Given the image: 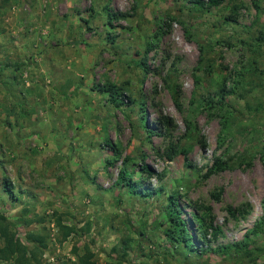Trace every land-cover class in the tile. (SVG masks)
Instances as JSON below:
<instances>
[{
	"label": "rangeland",
	"instance_id": "rangeland-1",
	"mask_svg": "<svg viewBox=\"0 0 264 264\" xmlns=\"http://www.w3.org/2000/svg\"><path fill=\"white\" fill-rule=\"evenodd\" d=\"M216 158L227 166L206 176ZM0 161V214L31 251L44 240L40 264L84 246L96 264H264V230L250 235L264 216V0H0ZM170 194L187 220L211 208L221 234L197 250L250 235V254L183 261L164 233Z\"/></svg>",
	"mask_w": 264,
	"mask_h": 264
},
{
	"label": "trees",
	"instance_id": "trees-1",
	"mask_svg": "<svg viewBox=\"0 0 264 264\" xmlns=\"http://www.w3.org/2000/svg\"><path fill=\"white\" fill-rule=\"evenodd\" d=\"M190 4L194 5V7L203 9H211L215 7H219L224 0H187ZM113 17L112 15L110 16ZM140 63L139 65H142ZM122 89L118 88L114 85H108L100 90L101 93L107 95L111 98V102H114L117 106L122 104V100L125 98L121 95L120 91ZM123 97V98H122ZM121 98V99H120ZM120 101L118 103L117 101ZM174 102L179 107L178 97L174 95ZM119 104V105H118ZM164 123V122H163ZM168 125V124H167ZM104 146L110 149L111 152L116 153V148L109 141L106 140L104 142ZM176 146H170V154L168 158H172L171 155L175 153ZM183 155L185 152L182 151ZM130 161V158H126L123 161V167L120 170L118 177V185L122 187H133L131 181L133 178V172L130 171L127 167V163ZM3 164V161H0V165ZM227 166L225 161H222L218 158L214 160V164L210 168V170L206 173V176H210L211 174L223 170ZM141 170L150 173L149 167L143 165ZM2 190L7 194L8 198L11 202H15L17 200L16 195H14L13 188L11 187V183L6 176H4L2 183ZM149 195V192H148ZM214 198L218 199L219 194ZM193 213L191 215V219L187 220L183 217V211L180 207L178 197L176 194H170L166 198L165 205V213L167 216V225L164 229L165 236L171 246H175L174 249L177 248L181 256L183 257V261L187 258L189 259V255L193 254L195 257H200L205 253L215 254L222 258H231L241 252L245 255H249L248 251L244 250L246 239L251 234H257V232L264 230V216L255 223L250 235L245 236L244 242H238L233 245L228 246H220L217 248H211L209 246L205 247L203 250H197L195 248V244L198 242L197 240H202L206 242V238L208 233H211L213 239H217L221 234V230L214 224V218L211 215L210 207H203L200 205L194 206ZM197 226L196 232L198 234V239L196 234L193 235L190 229V225L192 224ZM60 225V224H59ZM63 237L67 238L74 232V228L67 226H60ZM25 239L29 242L37 241V237L31 233H28ZM0 264L12 262L14 264H40V259L36 256L35 251L39 252L40 249L45 247V242L43 239L37 241L34 250L31 251L26 245L21 243V241L16 237L15 233L11 231L7 219L3 214H0ZM246 244V243H245ZM94 255L89 250L87 246H84V254L80 257H77L76 263H68V262H59L58 264H96L93 260ZM185 264L184 262H179ZM105 264H123L122 259H110Z\"/></svg>",
	"mask_w": 264,
	"mask_h": 264
},
{
	"label": "crops",
	"instance_id": "crops-1",
	"mask_svg": "<svg viewBox=\"0 0 264 264\" xmlns=\"http://www.w3.org/2000/svg\"><path fill=\"white\" fill-rule=\"evenodd\" d=\"M1 13H2V11H1ZM12 77H13V75H11ZM14 79V78H13Z\"/></svg>",
	"mask_w": 264,
	"mask_h": 264
}]
</instances>
